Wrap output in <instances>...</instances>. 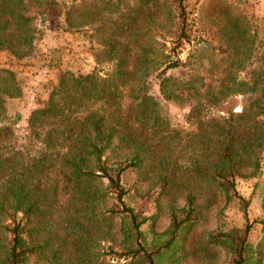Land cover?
<instances>
[{"label": "trees", "instance_id": "1", "mask_svg": "<svg viewBox=\"0 0 264 264\" xmlns=\"http://www.w3.org/2000/svg\"><path fill=\"white\" fill-rule=\"evenodd\" d=\"M57 8L68 28L98 39L95 67L63 71L18 133L21 115L7 102L19 97L20 77L0 65V264H105L103 248L126 260L118 264H246L252 223L228 226L225 212L238 200L246 214L238 179L260 167L264 61L252 57L243 75L188 87L198 109L235 94L247 101L173 136L150 88L154 81L167 94L166 72L177 66L159 61L146 39L156 0H0V52L25 63L35 20ZM133 169L139 178L130 184ZM135 198L153 201L154 212Z\"/></svg>", "mask_w": 264, "mask_h": 264}, {"label": "rangeland", "instance_id": "2", "mask_svg": "<svg viewBox=\"0 0 264 264\" xmlns=\"http://www.w3.org/2000/svg\"><path fill=\"white\" fill-rule=\"evenodd\" d=\"M59 1L69 4L73 0ZM156 3L158 13L149 22L146 39H153L155 47L161 50V55H157L159 61L176 62L177 66L166 72L171 77L167 94H163L154 81L150 88L154 96L160 95L163 99V113L171 134L175 136L177 132L181 137L196 130L205 113L221 114L227 109L241 112L247 100L238 94L215 108L209 109L206 104L198 109V100L188 87H201L209 78L243 75L244 65L252 57L264 61V0H156ZM61 12L57 8L46 19L40 15L35 20L33 55L25 63L7 50L0 52V65L15 70L21 81L19 97L7 102L10 113L21 115L18 133H25L30 113L44 104L63 71L84 73L95 67L93 42L98 39L92 40L87 32L68 28ZM228 39H235V47L230 46ZM261 115L264 118V110ZM250 173L238 179L239 192L250 200L246 214L243 204L236 200L226 209L225 221L228 226H242L246 218L252 223L246 264H264L257 252L263 235L260 221L264 218V151L258 171ZM138 178L139 173L134 169L125 175L130 184ZM133 205L146 215L155 210L154 202L148 198H135ZM106 249L103 248L105 254L102 256L105 264L126 261L107 253ZM35 260L32 257L31 262L38 264Z\"/></svg>", "mask_w": 264, "mask_h": 264}]
</instances>
